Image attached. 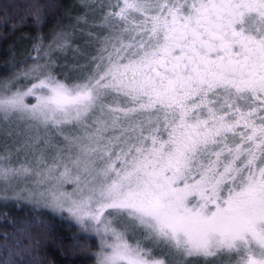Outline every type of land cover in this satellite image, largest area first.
I'll return each mask as SVG.
<instances>
[{
  "label": "snow or ice",
  "instance_id": "obj_1",
  "mask_svg": "<svg viewBox=\"0 0 264 264\" xmlns=\"http://www.w3.org/2000/svg\"><path fill=\"white\" fill-rule=\"evenodd\" d=\"M107 7L91 72L52 74L51 51L67 44L57 32L22 73L37 83L0 85V133L40 153L34 165L0 153V183L24 179L18 196L66 212L98 240L95 264H264V0ZM14 114L34 132L12 128ZM27 227L17 247L35 243Z\"/></svg>",
  "mask_w": 264,
  "mask_h": 264
},
{
  "label": "trees",
  "instance_id": "obj_2",
  "mask_svg": "<svg viewBox=\"0 0 264 264\" xmlns=\"http://www.w3.org/2000/svg\"><path fill=\"white\" fill-rule=\"evenodd\" d=\"M74 2L0 0V77L8 74V61L30 56L34 40L39 35L45 38L55 22L65 19L74 24ZM37 10L41 14L39 23L33 19ZM26 226L30 227L25 236H30L35 243L30 246L25 239L17 247L19 233ZM76 237L78 235L64 219L14 199H0V264H95L90 247L88 252L83 250L84 239L79 240L81 247L75 246ZM216 264H229V261L217 257Z\"/></svg>",
  "mask_w": 264,
  "mask_h": 264
},
{
  "label": "rangeland",
  "instance_id": "obj_3",
  "mask_svg": "<svg viewBox=\"0 0 264 264\" xmlns=\"http://www.w3.org/2000/svg\"><path fill=\"white\" fill-rule=\"evenodd\" d=\"M85 3L92 5V7L85 8L83 6ZM109 3L114 4L116 0H75L73 6L75 15L72 19L74 24L69 20H59V22H55V25L51 27L49 34H47L45 38L39 35L33 42V53L30 54V56L28 55L25 58L15 61H8V74L0 77V85L5 81H10L12 92L17 90L26 92L34 83H37L38 81L35 78H25L22 73L28 71L35 63L32 59V57L36 55L33 50L34 44H42V46L47 49V46L52 42V38L57 32L62 33L66 37L67 44L63 49L54 48L51 51V64L49 70L52 74L55 75L57 79L64 80L65 75L71 76L73 79H78L91 72L93 65L89 63V60L91 56L96 54V49L99 46L98 38L102 39L108 34V28L103 26V16L110 10L107 7ZM85 16L87 23H85L84 20L78 22V17ZM89 33H91V35H89ZM46 59L48 58H45V60ZM45 60H41V63H44ZM70 69H72V71H70ZM16 76H19V78L14 79ZM42 94V90H36L35 94L24 96L23 103L31 107L38 103L37 98ZM22 115L23 114H14L10 117L9 123L11 127L16 128L18 126L21 130L28 129L34 132V129L31 127L33 122L22 119ZM5 127H8V125H5ZM57 139L62 138L58 137ZM5 152L11 155V159L14 163H24L28 165H34L36 157L40 154L38 149L24 148L21 146L19 140L7 139L3 133H0V153ZM32 187L33 185L24 179L13 182L10 185L0 183V199H14L22 205L35 209H44L55 217L64 219L66 224L71 227V229H74L76 235L85 237L84 240L82 239L83 242H85L83 250L88 252V248L90 247L93 259L95 260L94 253L98 251V240L96 238H88L87 233H82L79 225L70 219L66 212L61 214L58 211H53L51 207L45 205L44 201L28 198L26 193L23 196L17 195L21 190ZM73 187L74 185L70 183L65 184L64 190L70 192ZM166 258L170 260L171 264H187L188 261H190L191 264H203V258L197 257L182 259L173 255Z\"/></svg>",
  "mask_w": 264,
  "mask_h": 264
}]
</instances>
